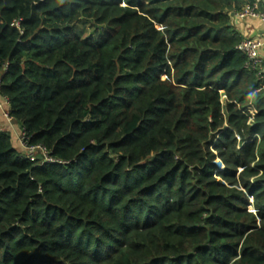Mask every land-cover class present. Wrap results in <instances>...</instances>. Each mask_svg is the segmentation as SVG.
Returning a JSON list of instances; mask_svg holds the SVG:
<instances>
[{
    "label": "trees",
    "instance_id": "obj_1",
    "mask_svg": "<svg viewBox=\"0 0 264 264\" xmlns=\"http://www.w3.org/2000/svg\"><path fill=\"white\" fill-rule=\"evenodd\" d=\"M253 1L0 0V264H264Z\"/></svg>",
    "mask_w": 264,
    "mask_h": 264
},
{
    "label": "built area",
    "instance_id": "obj_2",
    "mask_svg": "<svg viewBox=\"0 0 264 264\" xmlns=\"http://www.w3.org/2000/svg\"><path fill=\"white\" fill-rule=\"evenodd\" d=\"M236 18L242 22L253 19L264 23V0H254L251 4L245 5L236 15ZM237 50L247 57V67L256 71L259 80H264V57L260 55L261 52H264V38H246L238 45ZM8 107L9 101L7 99L0 100V131H3L4 124L9 126L15 124L14 119L9 114ZM17 139L21 146L20 149L29 160H40L41 164L58 162L50 156L46 148L28 145L23 131L17 136Z\"/></svg>",
    "mask_w": 264,
    "mask_h": 264
},
{
    "label": "crops",
    "instance_id": "obj_3",
    "mask_svg": "<svg viewBox=\"0 0 264 264\" xmlns=\"http://www.w3.org/2000/svg\"><path fill=\"white\" fill-rule=\"evenodd\" d=\"M236 24L238 26L239 31L245 38H264V23H262L261 21L248 19L242 22L237 20ZM260 55L264 57V52H261ZM3 126L6 131L10 132V130H8L9 126L7 124H4ZM12 127L15 128V130L17 131L15 134V139H13L15 141V144L16 142L18 144L17 136L20 135L22 129L20 125L16 122ZM11 135L13 134L11 133Z\"/></svg>",
    "mask_w": 264,
    "mask_h": 264
},
{
    "label": "rangeland",
    "instance_id": "obj_4",
    "mask_svg": "<svg viewBox=\"0 0 264 264\" xmlns=\"http://www.w3.org/2000/svg\"><path fill=\"white\" fill-rule=\"evenodd\" d=\"M83 26L84 27H81L83 30L85 29L86 31H89V32H92V29L89 27V24H87V23H85V24H83ZM9 126V125H8ZM8 130H10V132L13 134L12 135V137L15 139V134H16V130H15V128H13L12 126H9V129ZM16 146L18 147V148H21V146L19 145V144H17V142H16Z\"/></svg>",
    "mask_w": 264,
    "mask_h": 264
},
{
    "label": "water",
    "instance_id": "obj_5",
    "mask_svg": "<svg viewBox=\"0 0 264 264\" xmlns=\"http://www.w3.org/2000/svg\"><path fill=\"white\" fill-rule=\"evenodd\" d=\"M252 38H254V37H252Z\"/></svg>",
    "mask_w": 264,
    "mask_h": 264
}]
</instances>
